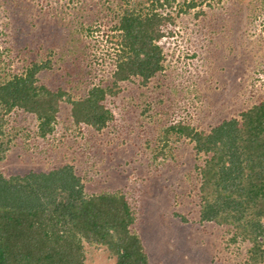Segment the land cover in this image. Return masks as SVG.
I'll list each match as a JSON object with an SVG mask.
<instances>
[{
    "label": "rangeland",
    "instance_id": "374dc122",
    "mask_svg": "<svg viewBox=\"0 0 264 264\" xmlns=\"http://www.w3.org/2000/svg\"><path fill=\"white\" fill-rule=\"evenodd\" d=\"M194 1L189 10L185 0L154 2L172 16L162 20L163 68L147 83H116L119 18L127 8L149 11L152 0H0V84L36 61L46 65L38 82L71 100L106 87L114 115L99 130L76 124L64 100L43 138L36 116L0 105V141L9 142L0 172L72 164L88 195L125 194L151 264H247L250 244L231 225L201 219L205 156L167 129L181 121L210 131L264 100V0ZM85 254L84 264H117L105 246L85 242Z\"/></svg>",
    "mask_w": 264,
    "mask_h": 264
},
{
    "label": "trees",
    "instance_id": "16d2710c",
    "mask_svg": "<svg viewBox=\"0 0 264 264\" xmlns=\"http://www.w3.org/2000/svg\"><path fill=\"white\" fill-rule=\"evenodd\" d=\"M170 4L172 0H165ZM152 0L147 12L127 8L119 18L121 40L115 81L134 76L147 83L163 67L160 44L162 15ZM186 10L196 1L185 0ZM45 64L33 61L24 73L0 84V105L9 114L23 108L36 116L39 136L54 133L64 100L72 104L76 124L102 129L114 119L105 101L108 90L91 87L84 98L71 100L64 90L38 82ZM67 94L68 97H64ZM7 122L0 116V133ZM169 132L191 138L195 150L205 156L202 174L201 219L229 224L247 241V264L264 260V100L212 127L210 131L177 122ZM9 142L0 141V160ZM136 212L121 192L88 195L72 164L48 171H30L6 177L0 172V264H84L85 242L105 246L117 256V264H151L141 238L133 233ZM236 239V238H235Z\"/></svg>",
    "mask_w": 264,
    "mask_h": 264
}]
</instances>
